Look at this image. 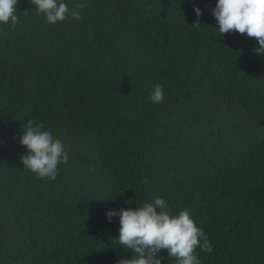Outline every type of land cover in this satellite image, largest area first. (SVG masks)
<instances>
[{
  "label": "trees",
  "instance_id": "16d2710c",
  "mask_svg": "<svg viewBox=\"0 0 264 264\" xmlns=\"http://www.w3.org/2000/svg\"><path fill=\"white\" fill-rule=\"evenodd\" d=\"M65 2L87 3L80 20L50 25L18 0L16 27L0 25V264L131 259L106 213L156 196L208 235L201 264H264L258 42L219 33L217 0ZM30 120L66 146L55 180L21 163Z\"/></svg>",
  "mask_w": 264,
  "mask_h": 264
},
{
  "label": "clouds",
  "instance_id": "9594fccd",
  "mask_svg": "<svg viewBox=\"0 0 264 264\" xmlns=\"http://www.w3.org/2000/svg\"><path fill=\"white\" fill-rule=\"evenodd\" d=\"M17 4L18 0H0V25L16 27L19 21ZM31 4L50 25L78 21L87 7L86 2H81L70 9L65 0H31ZM194 11L198 18L202 15L199 8ZM212 15L221 35L246 34L258 42L259 47L254 49L256 54L264 55V0H217ZM200 24L197 19L193 27L199 28ZM164 98V88L159 83L147 97L154 104L162 103ZM23 129L20 143L27 149V154L21 163L38 178L55 180L58 166L69 160L64 142L50 130H45L43 123L30 120ZM114 216L119 217L120 227L119 236L113 243L133 253L131 259H121L117 264H161L163 257L159 254L162 251H166L168 259L174 260L175 264H201L200 252L213 251L208 235L198 226L191 210L185 208L173 213L164 197L156 196L136 209L106 213L110 223Z\"/></svg>",
  "mask_w": 264,
  "mask_h": 264
}]
</instances>
